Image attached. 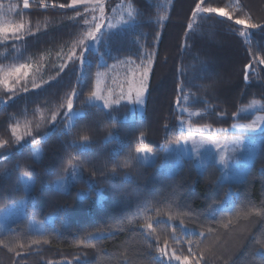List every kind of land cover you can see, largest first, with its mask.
I'll return each mask as SVG.
<instances>
[{
  "label": "trees",
  "instance_id": "16d2710c",
  "mask_svg": "<svg viewBox=\"0 0 264 264\" xmlns=\"http://www.w3.org/2000/svg\"><path fill=\"white\" fill-rule=\"evenodd\" d=\"M64 1L43 0L47 5L43 7L41 0H33L28 13L59 17L64 10L74 12L70 7H59L69 5L70 1ZM130 1L140 14L136 23L118 30L103 49L110 62L125 57L139 59L143 50L156 52L145 120L123 122L117 120V110L85 107L70 134L62 135L65 127L56 126L45 136L37 134V145L31 143L33 137L16 143L9 128L11 120L23 106L27 107L23 112L29 111L32 103L21 101L22 97L0 99V140L8 141L0 149V209L22 197L26 201L23 218L0 234V264H152L158 255L156 236L160 237L159 247L164 248L167 239L165 250L189 255L193 264L189 248L196 259L203 257L200 264H261L264 220L254 213H264V136L245 178L238 182L223 181L221 168L214 162L199 171L195 160L186 158L174 174L163 169L160 162L165 147L184 140L190 132L178 123L175 109L182 83L194 98L191 107L201 110L195 112L199 113L195 126L210 134H231L233 125L250 122V116L235 117L248 98L264 102V71L260 70L264 65L253 64L245 82L244 67L252 59L248 45L239 36L243 26L234 22L250 17L251 22L264 25V0H238L239 9L231 11L233 20L211 13L192 31L187 26L192 23V9L198 0H173L167 11L153 0ZM230 1L205 0V5L224 8ZM163 15L167 19L158 23ZM59 27L24 41L27 53L21 55L51 53L61 41L73 38L69 23L62 22ZM251 41L252 52L257 45V54L264 55V30L254 29ZM96 65L94 60L91 66ZM189 81L194 84L190 90ZM85 84H81L82 91ZM80 90L77 102L84 95ZM152 115L158 116L153 128ZM111 117H115V124ZM109 131L115 135L106 139ZM141 133L143 145L157 153L156 163L133 159L131 167L112 172L113 161L122 163L129 153L136 157ZM84 134L91 137V143L81 151L72 142L80 144ZM37 147L41 149L38 160L32 156ZM71 167H77L82 175L73 177ZM25 172L35 181V190L27 196L19 179ZM62 179L65 189L54 183ZM230 198L232 207H223ZM31 220L42 222L44 231H32ZM149 222L155 229L152 236L140 226ZM98 230L103 231L88 236ZM36 239L40 243H33Z\"/></svg>",
  "mask_w": 264,
  "mask_h": 264
},
{
  "label": "rangeland",
  "instance_id": "374dc122",
  "mask_svg": "<svg viewBox=\"0 0 264 264\" xmlns=\"http://www.w3.org/2000/svg\"><path fill=\"white\" fill-rule=\"evenodd\" d=\"M32 1L33 0H29V7L24 8L23 0H0V5H2V7H0V26L8 27L17 24L24 25V28L16 33V35L20 37L19 39L14 38L11 31L3 33L2 37H0V99L6 101L22 97L20 99L21 101H31L32 103L29 111L25 110V113L23 110L27 107L23 106V116L21 112L11 120L9 127L10 131L12 133L13 127L17 128L16 134L22 137L20 142H25L28 138L33 136L37 137V134L39 133H41L40 135L45 136L56 126H62L64 128L69 121L64 116L66 107L61 108L60 105H66L68 93L71 92L72 88H76L77 92H79L83 81H85L86 84L85 86H82V88H84L83 91L82 89L80 91H82L84 95L80 97L78 102L76 98H73V112L80 110L82 107H88L83 106L82 101L86 98L90 89L94 87L97 79V71L105 73V75L100 78V87L102 90L106 88L113 89L116 96H119L120 89L123 88L124 92L127 93L129 84L133 81L139 80L140 69L138 66L141 63L140 58L135 59L133 57H125L121 60H113L110 62L108 60L109 58L107 59L108 52L103 49L105 46L97 45V47L100 48V51L91 54L90 59L92 60V63L94 60H97V64H100L101 67L98 69L97 66L89 67L88 65H85L83 72H79L77 67L67 60V55L70 49L74 46L76 51L79 52L78 41L83 35L82 29L85 27L83 25V19L86 16L90 20L92 14L85 13L81 16H77V11L84 13L85 7V5L77 4L74 7H70V9L75 10L74 12L68 13V10H64L61 12V15H59L60 18L49 15L41 17L33 16L28 13V10L31 9ZM67 1H70L69 5L72 2V0H65L63 3ZM153 1L158 3V5L161 4V0ZM238 2V0H231L229 4L224 7L225 11L229 13H232L231 11L237 12L240 7ZM107 3H109L108 0H104V16L106 19L101 22L105 25L108 23L113 24L117 30L116 33L118 30L122 31L124 27L122 25V19L127 18L130 8L133 10L134 14L138 12L136 6L130 0H114L109 3L110 8L106 5ZM172 4L173 0H171L170 5L162 8L166 11L170 10ZM208 15L210 14L204 13L201 16H198L194 21L192 20L193 30H196L198 26L202 25L205 22V17ZM96 16L98 18L100 17L98 11L96 12ZM62 22L69 23L73 38L68 37V39L61 41L60 44L57 45L58 47H54L51 50V53H47V50L34 57L28 54L21 55L22 52L27 53L23 47L24 41L37 38V36L40 37L42 36V33L59 27V24H62ZM29 30H31L30 33ZM104 30L106 29H102V31ZM247 31L251 33V36L254 33V29H248ZM254 48L253 53L256 56H261L260 54H257V45ZM149 52L154 55L156 53L153 50H143L141 55ZM251 59L253 60L252 55ZM123 61L131 62L122 63ZM63 63H67L68 66L64 68L63 71H60V65ZM21 64L28 65V68L26 69L27 75H20L19 82H17L15 76L9 77L8 80L4 82V73ZM153 64L154 57L151 71L149 72L146 81L147 91L143 96V104L138 105L134 102V99L130 101L127 96H125V99H123L120 104L113 105L111 109H106L108 111L117 110V120L133 122L145 120L148 117L147 102L149 101L151 94V74ZM104 65L107 67H104ZM58 72L59 75H57ZM78 76L82 77L79 82L77 81ZM84 76L86 77L84 78ZM222 79L223 78L220 80ZM34 82L39 86L33 87ZM54 84L55 86L50 88V86ZM25 86L28 88V91L26 92L23 90ZM9 88H11L12 91H9ZM104 94L107 95V92ZM134 96L135 93H133V97ZM193 101L194 98L189 96L187 101L181 102L182 105H188V110L193 113V115H189V112L181 113L180 107L177 105V99L175 101V109L176 112H178L177 121L180 124V120L182 119L184 121L182 126L183 130L187 131L188 129L190 132L184 140H180L179 143H169L168 146L165 147L163 159L160 162L161 167L168 173L174 174L183 164L184 159L193 158L199 171H202L208 163L214 162L221 168V179L223 181L232 183L243 180L246 176L247 170L251 167L252 160L263 140L264 107H262V105H264V102H260V100L256 98H248L245 104H241L235 117L238 119L244 116H250L252 120L247 124H236L235 128L232 127L231 134L218 135L207 133L208 130L195 126V117L198 116L195 112L201 110L191 107ZM253 101H256L257 103L254 106H250ZM93 103L97 107H102V101H94ZM54 112H59L60 114L53 123L51 117ZM157 118L158 116L154 117L152 115L150 124L152 128L155 126ZM253 123H255L254 131L244 127L245 125H251ZM37 125H39V127H37ZM29 131H31V135L27 134ZM114 135L115 134L113 133V136L110 137V139L113 138ZM236 139L241 140L242 143L239 145L233 143ZM40 155L41 154L39 153V156ZM136 156L146 158L147 163L145 164L148 165H153L157 161V153L151 149L146 153H136ZM221 156H223V161H221ZM202 160L204 161L203 165L201 164ZM25 202V199H20L2 208L5 211H0V234L8 231L16 221L23 218L25 215ZM223 207H232L231 198L226 201ZM29 228L38 233L44 231L43 223L36 220L30 221ZM166 251L171 255L172 252H170L169 249ZM165 261L167 262V257H165ZM171 264H180V262L173 260ZM189 264H193L192 260H189Z\"/></svg>",
  "mask_w": 264,
  "mask_h": 264
},
{
  "label": "snow or ice",
  "instance_id": "6c2138e0",
  "mask_svg": "<svg viewBox=\"0 0 264 264\" xmlns=\"http://www.w3.org/2000/svg\"><path fill=\"white\" fill-rule=\"evenodd\" d=\"M170 3H171V0H161V4L158 5V7H167L168 5H170ZM77 4L85 5L84 13L77 11V13H76L77 16H81L85 13H91L92 15H91L90 20L86 16L83 19V25L85 27L82 29L83 35L81 36V38L78 41L79 52L76 51V48L74 46L72 49H70V51L67 55V60L70 61L73 65H75L79 72H83L85 65H88L90 67L92 64V60L90 59V55L100 51V48L97 47V45L107 46L110 43L113 36L116 34L117 30L113 24L108 23L107 25H105L104 23L101 22L102 20L106 19V17L104 16V11H105L104 0H72L70 5L60 4L59 7H61V8L74 7ZM23 6H24V8H28L29 7V0H23ZM40 6L46 7L47 5L43 3V0H41ZM53 6H55V5H53ZM0 7H2V5H0ZM97 11L100 13L99 18L96 16ZM204 13H209V14L216 13L220 16H226L228 20H233V15L231 13L225 11L224 8L206 6L205 0H198V2L195 4V7L192 9V20L194 21L198 16H201ZM139 15L140 14L138 12L134 14L133 10H131V8H130V10L128 11V14H127V18L122 19V25L124 26L122 30H127L128 28H131L136 23L137 17ZM164 19H167V17L166 16H160L158 18L157 22L160 23ZM234 22L236 25H242L243 26V30L239 31V36L242 37L244 39V43L248 45L249 55L253 56L252 62L245 65V67H244V80H245V82H248V80H249V69L253 68V64L264 65V55L256 56L252 52L251 33L248 32L247 30L248 29H257V28L264 30V25L251 22L250 17H248V18H236ZM187 27H188L189 31H192L193 30V23L190 22ZM23 28H24L23 24H17V25L8 26V27L0 26V37H2L3 33L11 31L13 33V37L16 39H19L20 37L18 35H16V33H18ZM102 29H106V30L102 31ZM30 31L31 30H29V33H30ZM185 35L187 36L188 32H186ZM185 47H188V45L185 44ZM261 51H264V50H261ZM153 57H154V54L151 52H149L147 54H142L139 57L141 60V63L138 66L140 69L139 80L133 81L129 84L127 93H125L123 88H121L119 96H116L115 91L113 89H110V88H106L104 90L101 89V87H100L101 79L100 78L103 77L105 75V73L97 71V74H96L97 79L95 81V85L92 89H90L88 95L82 101V105L88 106V107H93V106H96L93 103L94 101H102V107L104 109H111L113 105L120 104V102L123 99H125V96H127V98L130 101L134 99V102L138 105L143 104L144 103L143 96H144V93L147 91L146 81L148 79L149 72L151 71V65L153 62ZM101 59H102V57H101ZM130 62L131 61H123L122 63H130ZM67 66H68L67 63L61 64L60 65V71H63V69L66 68ZM96 66L98 69L101 67L100 64H97ZM104 67H107V66L104 65ZM27 68H28V65H26V64H21L18 67H14L13 69L4 73L3 81L6 82L9 77L15 76L17 78V82H19L20 75H27V71H26ZM253 70L255 71V69H253ZM260 70L264 71V68H262ZM57 75H59V72L57 73ZM81 79H82V77H80V76L77 77L78 82ZM38 86L39 85L35 84V82L33 83V87H38ZM187 87L190 90L192 87H194V84L191 81H189ZM23 90L25 92L28 91L27 86H25ZM9 91H12V89L9 88ZM177 91L180 93V95L177 96V105H178V107H180L181 113L189 112L188 105L187 104L182 105L181 102L187 101L189 99L190 91L186 92L185 86L183 85V83L178 87ZM105 92H107V95L104 94ZM133 93H135L134 97H133ZM79 96H80V93L77 92L76 88H72L71 92L68 93L66 105L65 104L60 105L61 108L66 107V111L64 113V116L69 121V123L65 126V128L61 129L62 135L70 134L71 128L73 126V122L77 118H82L84 115L83 107L80 110L73 112V105H74V99L73 98L78 99ZM0 102H2V101H0ZM256 103H257L256 101H253L252 105H250V106H254ZM262 107H264V105H262ZM59 114H60L59 112H54L52 114L51 120L53 123L56 121L57 116ZM195 114L199 115V113H195ZM189 115H193V113L189 112ZM111 122L113 124L116 123L115 117H111ZM180 124H181V126H183V124H184V121L182 119L180 120ZM37 127H39V125H37ZM233 127L235 128L236 125H233ZM244 127L252 129L254 131L255 130V123H253L251 125H245ZM66 129H67V131H66ZM16 132H17V128L13 127L12 133H13V136L15 137V142L19 143L20 140L22 139V137L17 135ZM27 134L31 135V131H29ZM112 136H113V133L111 131H109L108 137H106V139H108ZM80 141H81L80 144H77L76 141H73L72 146L79 148L81 151H85V150H87V147L90 146L91 137L87 134H84L80 137ZM7 143H8V141L0 140V149L4 148L7 145ZM31 143L33 145H37V144H39V140L35 136H33ZM177 143H179V141H177ZM233 143L239 145L242 143V141L239 139H236L233 141ZM40 151H41V149L36 148L32 152V156L35 157L36 160L39 159ZM149 151H150V149H148L147 147H145L143 145V133H141L139 146H137L135 148V152L140 154V153H146ZM73 159H75V157H73ZM133 159H135L137 163H147L146 158H141L140 156L132 157L131 153H129V157L125 161H123L122 163H116L115 161H113L112 162L113 167L111 168V171L115 172L116 169L119 167H124V168L131 167ZM221 161H223V156H221ZM33 162H35V160ZM203 163H204V161L202 160L201 164L203 165ZM105 169H107V164H105ZM65 171L68 172V169H66ZM70 174L73 177H76L77 175H82V173L80 172V170L77 167H71ZM91 174L93 176H95L96 172L93 171ZM100 175H104V172H101ZM19 179H20L21 184L23 185V192H24L25 196H27L29 193H31L35 190V181L26 172L22 173V175ZM54 183L59 185L60 188L63 189V187H64V180L63 179L60 181H54ZM21 199H23V197ZM138 207H142V205H138ZM0 211H5V210L0 209ZM57 211H61V210L57 209ZM254 214L257 216H260L261 220H264V213L256 212ZM168 219L172 220L173 217L171 215H169ZM129 223H131V220L129 221ZM156 223H162V221H156ZM181 223H183V221H181ZM140 226L146 228L147 234L149 236H152L155 234V229H154L153 224L151 222L147 223L146 225H140ZM170 226L173 227V232H175V227L172 225H170ZM102 231L103 230H98L97 234L89 233L88 236L89 237H95L99 233H101ZM209 231H211V229H209ZM200 235L203 236L204 233L201 232ZM156 239H157V246L155 248V251L158 253V255L152 258V264H165V257H167L168 264H171V262L173 260L180 262V264H189V255H178L175 250H173L171 255H169V253L165 250V248L167 247V239H165V247L164 248L159 247L160 237L156 236ZM44 242L47 243V240H44ZM2 243H3V241H0V244H2ZM33 243H37V244L40 243V239L34 240ZM82 243H83V241H82ZM188 243L191 244L192 241H188ZM85 246L90 247V248L96 247L95 244H85ZM20 247H24V245H20ZM149 247H151V245H149ZM261 247L264 248V244H262ZM188 252L193 257L195 264H200V261H201V259H203V257L201 256L200 259H196L195 253H192L191 248L188 249ZM17 255H19V253H17ZM262 255H264V254H262ZM261 264H264V259H262Z\"/></svg>",
  "mask_w": 264,
  "mask_h": 264
}]
</instances>
